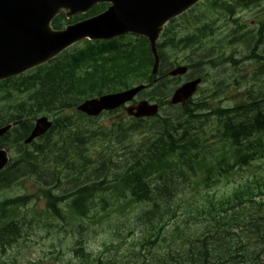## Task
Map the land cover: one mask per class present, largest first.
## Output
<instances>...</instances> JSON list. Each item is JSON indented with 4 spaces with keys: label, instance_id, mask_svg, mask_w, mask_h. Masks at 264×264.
<instances>
[{
    "label": "trees",
    "instance_id": "obj_1",
    "mask_svg": "<svg viewBox=\"0 0 264 264\" xmlns=\"http://www.w3.org/2000/svg\"><path fill=\"white\" fill-rule=\"evenodd\" d=\"M260 1L236 0L235 3L247 7ZM106 7L98 6L88 16ZM169 33L167 29L166 41L159 45L162 60L166 46L188 47L201 40L199 34H192L176 41L169 38ZM126 40L88 42L84 48L61 56L24 77L0 83V126L26 120L2 139L4 146L18 148L19 158L10 169L0 174V187H12L25 175L46 181L43 176L50 173L40 162L52 156L61 158L59 165L64 163L66 167L72 162L79 166L87 164V158L80 153L84 146H74L72 159L65 154L66 136H72L69 140L73 145L76 141L88 143L91 140L82 133L83 127L87 122L98 120L77 113L78 105L133 86L152 84L155 79L147 40L139 37ZM253 57L257 62H264V55L255 50ZM149 99L161 105L169 103L167 94L154 93ZM205 109L207 104L204 102L192 101L183 106L182 111L188 119L186 124L170 121L168 116L157 117V120L131 119L132 123L128 125L124 121L128 118H124L114 124V131L102 137L108 145L106 152L99 157L102 159L100 167L107 171L101 177L103 180L96 179L91 185H82L64 195H56L51 190L44 192L48 214L63 222L76 216L86 217L97 208L96 196L103 194L102 202L112 201L109 207L121 211L134 205L141 207L137 220L144 230L137 225L142 236L135 238V244L144 247L151 255L156 247L162 251L163 243L168 245V251L158 256L165 257L161 264H264V176L237 187L226 197L215 199L209 196L210 188L236 168L248 166L264 156V97L254 99L247 108L212 111V115L220 120L215 143L199 135L191 136L187 130L192 122H199L200 115L196 112ZM244 112L246 118L237 122L235 116ZM40 115H51L55 125L44 140L48 143L33 144L35 150L30 151L22 142ZM208 116L206 114L204 118ZM131 129L153 132L154 136L137 144V148L132 146L129 149L123 171L111 177L109 182L111 168L115 166L109 153L112 147L109 135L124 137ZM103 131L100 130L94 139ZM97 171L102 175L100 169ZM50 178L55 179V175L51 173ZM201 191L207 193L203 195ZM29 204L27 195L0 202V249L3 251L18 244L22 238V218L18 211ZM194 214L202 216L205 225L201 232L199 229L193 232L194 238H191V235L181 234L186 231L184 225L187 223L180 219ZM73 252L78 264L97 263L80 244ZM141 256L148 258L145 254ZM101 264H117V261L108 260Z\"/></svg>",
    "mask_w": 264,
    "mask_h": 264
},
{
    "label": "rangeland",
    "instance_id": "obj_2",
    "mask_svg": "<svg viewBox=\"0 0 264 264\" xmlns=\"http://www.w3.org/2000/svg\"><path fill=\"white\" fill-rule=\"evenodd\" d=\"M229 3H232V8L228 10L226 5ZM168 27L172 30L169 38H175L176 41L192 34L197 36L199 34L201 40L188 47L170 46L166 48L162 69L165 71L178 65L189 63L196 65L200 61L203 62L191 69L187 77L174 80L167 77L165 80L168 89L164 90L161 86L159 93L163 90L164 93L174 91L187 82L191 76H202L204 83L194 102H206L209 110L196 112L197 114L209 113L221 108L244 107L255 98L264 97V62L258 63L253 57V50L264 55V0L255 5H249L247 8L236 4L234 0L204 1ZM205 27L210 29H205ZM199 30L201 32L197 33ZM165 41L166 39L163 42ZM84 47L83 43L77 44L70 49V52H76ZM245 55L248 61L241 63L237 61L243 59ZM155 91L158 93V89L154 91L148 89L138 96L136 102L147 100ZM68 114L71 115L70 112ZM161 116H169L182 124L188 122L187 117L178 107H164L161 110ZM124 118H128L124 120L127 125L132 123L124 110L103 115L92 123L87 122L82 133L88 135L87 140H91L88 143L81 144L76 141L73 145L69 140L72 136H66L64 145L67 148L65 154L68 159L74 157V146H84L80 153L87 158V164L79 166L72 162L69 167H66L64 163L59 165L61 158L52 156L47 160L41 159L40 162L50 173V175L43 176L47 182L39 181L38 177L33 175H25L12 187H0V202L18 196L30 197V204L18 211L22 218L20 221L23 236L19 243L11 248H6L5 251L0 249V264H78L79 261L73 252L78 242H81L85 250L93 255L98 264L108 260L117 261V264L162 263L165 257L159 258L158 256L168 251V245L163 243L162 251L156 247L151 255L144 250V247L141 248L139 244H135V238L142 236L140 229L144 230V226L137 220L138 214L141 213V207L137 205L121 211L109 207L112 204L110 199H107L108 203L102 202L103 194H99L94 199L97 208H94L85 218L76 216L63 222L47 212V199L44 192L51 190L56 195H62L82 185H91L96 179L103 180L101 177L107 171L100 167L99 162L102 159L99 157L106 152L108 145L102 137L114 131V124ZM236 120H240L239 116ZM218 126V118L211 115L209 118L199 119V122H192L187 126V130L191 136L199 135L212 143L215 142ZM100 130H104L102 135L94 139ZM152 135L153 132L145 133L144 131H133V129L124 137L121 134L109 135L112 142L109 153L115 163V166L111 168L109 182L112 181L111 177H116L123 171L125 154L129 149L132 146V148H137V144L143 143ZM41 143L48 142L42 139L37 141L38 145ZM29 150L34 151L35 148L31 147ZM17 154L14 150V159L17 158ZM98 169L101 170L102 175H99ZM51 173L55 175L53 180L50 178ZM261 176H264V158L257 159L242 169H235L228 178L210 188L209 196L215 199L226 197L237 187ZM104 192H109V190ZM201 193L205 195L207 191H201ZM63 207L64 211H67V208ZM180 220L187 223L184 225L186 231L181 234L191 235V238H194L193 232H197V229L201 232L205 225L203 217L198 214L185 215ZM137 225L141 227L138 230ZM146 249L150 248L146 247ZM140 254L148 255V258L145 259Z\"/></svg>",
    "mask_w": 264,
    "mask_h": 264
},
{
    "label": "water",
    "instance_id": "obj_3",
    "mask_svg": "<svg viewBox=\"0 0 264 264\" xmlns=\"http://www.w3.org/2000/svg\"><path fill=\"white\" fill-rule=\"evenodd\" d=\"M201 0H0V82L17 77L41 66L78 41H110L126 34L147 38L155 59L154 72L159 66L157 41L164 26L190 10ZM111 4L104 12L68 26L61 31L51 27L60 14L68 18L88 13L98 4ZM186 68H178L172 75H181ZM200 80L179 88L172 104L185 103L196 92ZM144 86L123 93L88 100L78 107L91 117L112 111L131 102ZM135 118L150 117L158 113V106L141 102L127 109ZM53 126L48 118L37 121L30 137L31 144L44 136ZM12 125L0 128V137ZM9 163L8 152L0 150V171Z\"/></svg>",
    "mask_w": 264,
    "mask_h": 264
},
{
    "label": "flooded vegetation",
    "instance_id": "obj_4",
    "mask_svg": "<svg viewBox=\"0 0 264 264\" xmlns=\"http://www.w3.org/2000/svg\"><path fill=\"white\" fill-rule=\"evenodd\" d=\"M191 69H194V67H189L188 66V73L191 71ZM168 73H169V71H168ZM188 73H187V75H188ZM187 75H185V76H187ZM197 77H200L199 75H196V76H191V78H189L188 80H187V82H189V81H192L193 79H195V78H197Z\"/></svg>",
    "mask_w": 264,
    "mask_h": 264
}]
</instances>
